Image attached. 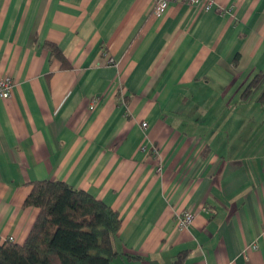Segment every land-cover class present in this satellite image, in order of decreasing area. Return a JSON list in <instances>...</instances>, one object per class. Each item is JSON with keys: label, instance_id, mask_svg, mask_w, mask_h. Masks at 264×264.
I'll return each mask as SVG.
<instances>
[{"label": "crops", "instance_id": "1", "mask_svg": "<svg viewBox=\"0 0 264 264\" xmlns=\"http://www.w3.org/2000/svg\"><path fill=\"white\" fill-rule=\"evenodd\" d=\"M154 5L0 0L2 242L28 237L34 183L60 180L120 212L112 264H264V107L242 96L264 0Z\"/></svg>", "mask_w": 264, "mask_h": 264}, {"label": "trees", "instance_id": "2", "mask_svg": "<svg viewBox=\"0 0 264 264\" xmlns=\"http://www.w3.org/2000/svg\"><path fill=\"white\" fill-rule=\"evenodd\" d=\"M54 55L61 49L48 43ZM257 94L264 107V73H257L242 96ZM39 209L23 243L0 239V264H112L114 241L123 218L119 211L83 189L60 180L37 181L25 202Z\"/></svg>", "mask_w": 264, "mask_h": 264}, {"label": "built area", "instance_id": "3", "mask_svg": "<svg viewBox=\"0 0 264 264\" xmlns=\"http://www.w3.org/2000/svg\"><path fill=\"white\" fill-rule=\"evenodd\" d=\"M215 0H155V5L153 12L155 15H162L174 2H182L191 5H202L205 9H211L214 6ZM110 63H114V59H109ZM14 88V80L11 76H5L0 78V100H8L12 97ZM148 124L144 123L143 126L146 127ZM161 171V168H158ZM176 223L179 229H186L195 220V214L189 211H183L177 213L175 216ZM12 241V239H10Z\"/></svg>", "mask_w": 264, "mask_h": 264}]
</instances>
